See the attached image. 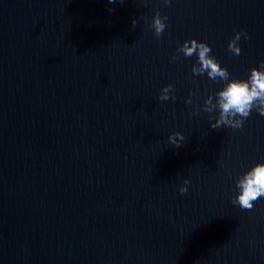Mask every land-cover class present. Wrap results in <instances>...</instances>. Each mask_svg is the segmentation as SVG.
<instances>
[{"label": "water", "instance_id": "obj_1", "mask_svg": "<svg viewBox=\"0 0 264 264\" xmlns=\"http://www.w3.org/2000/svg\"><path fill=\"white\" fill-rule=\"evenodd\" d=\"M192 39L246 80L264 0H0V264H264V197L232 204L264 162V115L211 127L225 82L171 59Z\"/></svg>", "mask_w": 264, "mask_h": 264}, {"label": "clouds", "instance_id": "obj_2", "mask_svg": "<svg viewBox=\"0 0 264 264\" xmlns=\"http://www.w3.org/2000/svg\"><path fill=\"white\" fill-rule=\"evenodd\" d=\"M108 2L116 3L117 0H108ZM123 3L124 0H119ZM172 0H163L164 4L170 5ZM114 9H109L113 11ZM167 16H161L157 11L153 16L150 28L154 30V35L159 38L165 28ZM137 21H132L133 28ZM248 39V33L244 30L235 33L228 43V49L236 56L241 54L239 41L241 37ZM211 47L196 39L186 40L176 49V55L171 59L176 61L182 53L184 57L190 58L194 55L197 57V63L192 66L193 75H204L212 81L225 82L224 86L213 95H209L204 102L203 110L212 113L218 110V117L211 124L212 128L230 127L233 129L243 128L244 121L250 116L253 109L260 115H264V61H261L259 67L250 69V75L246 80L238 78H230V73L226 67H221L220 63L213 55ZM173 85H166L161 89L158 99L160 101H168L173 93ZM191 103V100L186 101ZM185 136L181 132H174L169 135L170 144L180 147L184 142ZM190 181L185 179L179 188V192L183 195L188 191ZM237 194L232 198V204L238 205L243 210H251L254 202L264 197V162L254 164L249 170L242 173L235 182Z\"/></svg>", "mask_w": 264, "mask_h": 264}]
</instances>
